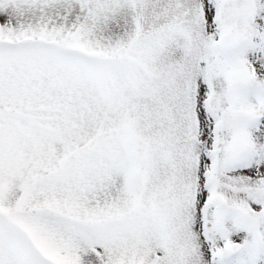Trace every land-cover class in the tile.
Wrapping results in <instances>:
<instances>
[{"label": "snow or ice", "instance_id": "snow-or-ice-1", "mask_svg": "<svg viewBox=\"0 0 264 264\" xmlns=\"http://www.w3.org/2000/svg\"><path fill=\"white\" fill-rule=\"evenodd\" d=\"M0 264H264V0H0Z\"/></svg>", "mask_w": 264, "mask_h": 264}]
</instances>
